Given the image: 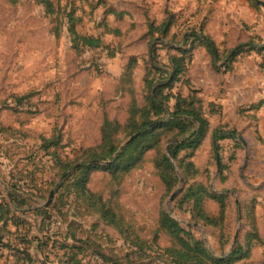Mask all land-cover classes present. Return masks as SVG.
<instances>
[{
  "label": "rangeland",
  "instance_id": "1",
  "mask_svg": "<svg viewBox=\"0 0 264 264\" xmlns=\"http://www.w3.org/2000/svg\"><path fill=\"white\" fill-rule=\"evenodd\" d=\"M52 2L55 11L49 14L45 5L38 0H0V142L15 156L10 161L3 159L0 153V177L8 187L17 186L23 193L32 192L35 195L33 208L48 210L55 206L50 215L46 213L44 220L43 217L29 215L32 236H39L34 243H39L43 238L38 231L42 226L46 234L47 230L50 235L59 233L57 239L69 244L73 242L68 232L75 234L79 240L76 244L86 248L81 255L83 257H80L83 264H101L97 252L121 258L132 250L119 230L86 210L85 198L77 195L76 184L80 188L87 186L101 193L112 205H117L125 224L131 225L130 232L147 238L157 236L156 242L150 239L148 243L151 248L146 252L150 258L132 256L137 264L167 263V257L160 254L165 248L173 246L176 240L161 226L165 213L177 219L185 230L203 240L217 255L221 253V244L227 238L231 241L228 250L239 235L244 240L250 230L241 219L244 206L253 195L264 203V130L261 127L251 129L249 121L239 120V112L241 107L264 102V72L258 63L262 59L251 51L249 53L254 55H246V68L242 71L235 69L230 74L224 69V58L233 47H222V59L217 64L222 71L213 67L217 73H209L205 64L208 51L199 44L195 45L191 36L194 31L200 32V24L188 25L195 23L185 19L190 18L191 13L184 0ZM261 5L259 14L263 16L261 19L258 16L252 23L245 22L243 17L249 19V16L242 14L243 17L236 15L238 20L229 18L226 24L220 9L218 15L223 21L219 29V19L216 20L218 42L228 40L233 42L232 45H239L251 40L253 45L264 44V6ZM167 10L179 12L177 26L171 29L172 38L162 35L157 28L168 16ZM209 10L206 8L201 18ZM197 15L191 21L198 20ZM70 16L75 18V26ZM230 26L233 33L231 38H227L221 30L227 29L229 32ZM152 27L153 37L149 34ZM115 30H119V33ZM75 33L101 37L103 45L95 49L83 47ZM183 38L185 42L180 41ZM185 48H196L192 51L196 57L195 64L192 73L189 72L190 75L194 74L195 82H192L193 85L185 84L183 80L177 82L168 91L173 96L166 105L167 112L157 114L152 110L149 114L151 123L138 131L131 121L134 118L143 120L141 111L144 117L146 114L148 116L151 97L170 76L172 56H183ZM201 68L207 73L203 78L200 77ZM126 72H129L132 81L122 86ZM204 79L218 90L208 100L226 106V119L232 121L226 131L234 133V136L221 140L222 151L216 153L213 151L211 134L194 154L193 162L200 168V179L205 176L201 169L208 166L211 168L213 189L230 195L228 229H224L226 237H221L218 229L196 223L186 204L179 208L183 186L181 172L177 169L180 181L175 185L174 177L164 165L154 161L158 153L170 155L168 150L171 143L165 144L159 151L148 152L145 160L122 180L113 179L103 169L112 165L133 135H141L172 118L179 95L189 96L193 91H204ZM246 84L248 88L243 92ZM260 112L256 116L262 120L264 113ZM106 120L110 121V125L106 124ZM217 120L213 118V130L218 127ZM54 130L62 131L63 148L59 153L68 164V173L64 177L57 175V168L42 148L41 136L50 138ZM109 144L119 147L113 159L93 158L107 152ZM237 145V172L224 182V177L229 173L222 171V163L231 167L235 164L231 161L234 146ZM218 157L221 160L220 171ZM93 161H100V164H92ZM163 174L167 181L163 179ZM241 174L248 181L241 179ZM53 190L52 204L44 208ZM216 208L214 204L210 205L211 211ZM260 212V223L264 227L262 206ZM52 258L56 260L55 255ZM256 259H264L263 249L257 253Z\"/></svg>",
  "mask_w": 264,
  "mask_h": 264
},
{
  "label": "trees",
  "instance_id": "2",
  "mask_svg": "<svg viewBox=\"0 0 264 264\" xmlns=\"http://www.w3.org/2000/svg\"><path fill=\"white\" fill-rule=\"evenodd\" d=\"M44 4L47 12L52 14L54 4L52 0H38ZM249 3L256 10L259 18L263 15L259 14L262 5L257 0H249ZM168 16L161 22L157 28L162 35L170 36L172 27H176L178 19L175 11L167 10ZM212 8L208 14L203 18H199L195 24H200V32L194 31L191 36L194 38L193 43L199 44L206 48L212 56L213 67L217 71L218 62L222 59L220 46L217 44L211 32L208 30V24L211 21ZM71 17V22L75 26V18ZM187 20V21H189ZM186 21V22H187ZM185 22V23H186ZM187 25V26H188ZM111 31H113L111 29ZM119 33V30H115ZM149 34L153 37L154 29L151 28ZM75 36L80 38L82 46L95 49L103 45L101 37L80 35L75 33ZM172 38V36H170ZM186 39L180 41L185 42ZM188 40V39H187ZM199 42V43H198ZM106 44V41L104 42ZM184 44V43H183ZM249 41L245 44L241 43L232 48L224 58V68L226 71L234 70L233 65L240 62L241 58L255 51L257 57L262 60L259 65L264 72V44H255ZM196 48H185L183 56H172L173 68L167 81L156 88L154 96L150 99L148 116L144 117V112L141 111L143 120L138 121L134 118L131 125L141 131L148 124L151 123L149 114L155 111L157 114L166 113V105L171 100L173 94H168L174 85L183 80L185 84H192L193 74L190 71L194 65V54L192 51ZM195 53V52H194ZM261 70V71H262ZM192 73V71H191ZM127 77V78H126ZM132 81L129 72L122 78L121 85L125 83L130 84ZM264 112V102H255L249 106L241 107L239 116L244 121H249L251 127L258 129L260 125V117L257 118L256 113ZM260 112V114H261ZM222 107L214 102L207 103V98L204 91H193L189 96L179 95L173 108L172 118H169L157 125L151 130H146L132 141L122 152L119 153L117 159L113 160L112 165L103 167L109 172L113 179L122 180L124 176L129 174L144 160L148 152L152 150L159 151L164 148L165 144L171 143L168 152L158 153L154 161L161 162L166 171L175 179V185L180 181V175L177 169L182 174V189L179 201V208L187 205L188 211L192 215V219L196 223H201L207 227L218 229L221 237H224V229H228V208L230 195L226 192H217L212 187L211 168L206 166L201 171L205 174L203 178H199L200 168L193 162L194 154L201 149L205 139L211 133L210 116L221 115ZM231 120H226L212 131V145L214 152H221L222 148L220 141L233 137L234 133H227L226 129L231 127ZM106 124L110 125V121L106 120ZM161 130V131H160ZM234 131V130H233ZM62 131L54 130L50 138L41 136L43 140L42 148L47 151L46 156L50 157L55 167L57 168V175L63 177L68 173V164L62 158L59 150L63 148ZM264 139V138H263ZM238 147V145H237ZM119 147L109 144L107 152L103 155H95L93 158L102 160L113 159L115 153L118 152ZM221 150V151H220ZM0 153L2 158L6 160H14L15 156L11 154L10 150L3 143L0 142ZM233 155V161L237 162L236 154ZM235 156V157H234ZM5 157V158H4ZM175 163H173V161ZM222 171H228L229 175L224 177V182L232 175L231 166L222 163ZM22 177V168L20 169ZM68 178V177H67ZM66 178V179H67ZM163 179L167 181L163 174ZM68 180V179H67ZM13 202H10L5 197V193L0 186V194L4 197L3 202L0 203V264H83L80 257L85 253V246H78L77 236L72 232H68L70 240L73 242L69 244L66 241H60L57 237L59 233L50 235V231L45 233L44 227H39L38 231L43 238H40L39 243H34V240L39 236H32L33 229L29 224V215L33 214L36 218H46V213L50 215L51 211L55 210L52 206L48 210H40L33 208L35 203V195L32 192L23 193L17 186L9 187ZM76 193L79 197L85 198L86 210L93 215H98L104 222L112 225L119 230L125 240L132 248L126 256L121 258L109 257L102 252H97L101 264H137L132 256H137L141 259L150 258L146 250L151 247L148 243L157 241V236L147 238L141 236L136 232H130L131 225L125 224L123 214L118 210L117 205L107 200L101 193L90 190L87 186L81 188L76 184ZM241 214V219L246 223L249 230L244 240L240 239L234 242V245L228 250L231 241L227 238L226 242L221 244V253L217 255L214 253L203 240L197 239L191 231L185 230L181 223L173 218L170 214L163 215L162 227L165 228L176 240L175 244L162 250L161 257H167L166 264H246V263H260L264 264V259L257 260L256 255L259 250L264 251V227L260 223L257 207L258 200L256 197L250 198ZM217 206L215 211L210 210V205ZM35 219V218H34ZM34 222V221H33ZM32 237V239H30ZM54 237L53 242H50ZM226 237V236H225ZM42 239V240H41ZM228 250V251H227ZM55 251L56 254H54ZM63 253V255H61ZM55 255L56 260L52 256ZM260 261V262H255Z\"/></svg>",
  "mask_w": 264,
  "mask_h": 264
},
{
  "label": "crops",
  "instance_id": "3",
  "mask_svg": "<svg viewBox=\"0 0 264 264\" xmlns=\"http://www.w3.org/2000/svg\"><path fill=\"white\" fill-rule=\"evenodd\" d=\"M185 2V5L186 7L188 8V12L191 13V17L190 18H186V20H189V19H194V16L197 15L199 13L198 18H201L204 14V10L206 8H209L211 9L212 8V11L214 13V10L215 11V15L213 16V13H212V17L211 18V21L210 23L208 24V30L211 32V34L213 35L214 39L216 40L217 44L220 46V48H225V47H235L237 44H233V42H230L228 40H226L225 42H218V38L216 37L217 36V31H216V20L217 18L219 19V29L220 27L222 26V18L221 16H219V10L221 9L223 11V15L226 19V24L227 22H229V18H234L235 20H238L236 15H241L242 14H246L247 16H249V19H247L246 17H243V19L245 20V22L247 23H252L254 21H256L258 19V15H257V12L256 10L253 8V6L249 3V0H184ZM208 14V12L206 13V15ZM231 27V30L229 32H227V29H223L221 30V33L226 35L227 38H231L232 36V33H233V28L232 26ZM229 45V46H228ZM207 50V49H206ZM208 51V50H207ZM207 55V62L205 63L207 65V67L209 68V73H211L210 71H213V59H212V56L211 54L209 53L208 51V54L206 53ZM247 55H254V54H247ZM196 58V57H195ZM248 57H243L241 58L240 62L238 63H235L233 65V68L234 70L232 71H227V73H233L235 71V69L238 71V70H241L246 68V60H247ZM199 60V59H197ZM194 64H195V61H194ZM258 67V66H257ZM225 69V68H224ZM202 70V68H201ZM226 71V69H225ZM217 73V72H215ZM204 76H207V73L204 72L203 70L201 71V74H200V77L203 78ZM193 81L195 82V79H194V74H193ZM202 88H206L204 89V92H205V95L207 97V103H210L211 101L208 100V98H210V95H215L217 93L218 90H215L214 87H212L210 85V83L204 79V82H203V87ZM211 88V89H209ZM242 88V87H241ZM246 88H248V84L244 85V88H243V92L244 90H246ZM242 92V94H243ZM221 103V102H220ZM223 105L222 107V114L221 115H215V116H212L210 117V121H211V133L209 136H211L212 134V131L213 128H212V125H213V118L216 119L218 118L217 122H218V125H221L223 122H225L226 120H230V119H226V114H227V109H226V106L221 103ZM238 111H239V108H238ZM237 111V112H238ZM264 113V112H261V114ZM239 120H241L240 116H239ZM232 125V123H231ZM250 125V124H249ZM261 129L264 130V118L260 121V125H259V128L258 129ZM218 128V127H217ZM251 129H254L253 127H251ZM252 131V130H251ZM234 152H232L233 154L235 153L236 156L238 157V147L237 146H234ZM238 165V160L235 164L232 165L231 169H232V173L231 174H235L237 171L235 169V167ZM244 167L241 168V171H243ZM241 179L245 180V181H248L245 179V177L241 174ZM0 180L4 183V185L2 183H0V186L1 188L3 189L4 193H5V197L9 199L10 202H13V199L12 201L10 200L9 198V194L11 195V192H10V189L7 185V182L4 181L1 177H0ZM12 196V195H11ZM252 197H256V199L258 200V207H257V212H258V216H259V220L262 219V216H261V206H262V210H263V215H264V203H262L259 199V197L257 195H253L251 196ZM13 198V197H12ZM4 200V197L0 194V203L3 202ZM261 222V221H260ZM262 250V249H261ZM260 251V250H259ZM258 251V252H259Z\"/></svg>",
  "mask_w": 264,
  "mask_h": 264
},
{
  "label": "water",
  "instance_id": "4",
  "mask_svg": "<svg viewBox=\"0 0 264 264\" xmlns=\"http://www.w3.org/2000/svg\"><path fill=\"white\" fill-rule=\"evenodd\" d=\"M257 2H259V3H261V4H263V6H264V2L263 1H260V0H257ZM139 134H135V135H133L131 138H130V140H128L127 142H126V144L122 147V150L123 149H125V147H127V145H129L132 141H133V139L135 138V137H137ZM240 138V140H241V142L244 144V145H246V142L244 141V139L241 137V136H239ZM92 164H100V161H93L92 162ZM218 171H220V169H221V160H220V157H218ZM0 183H2L3 185H4V183L0 180ZM54 193H55V191L53 190L52 192H51V195H50V198H49V200L46 202V204L44 205V208H47V207H49L51 204H52V201H53V196H54ZM9 196V198H10V200L12 201V196L9 194L8 195ZM174 197V196H173ZM238 235V234H237Z\"/></svg>",
  "mask_w": 264,
  "mask_h": 264
}]
</instances>
